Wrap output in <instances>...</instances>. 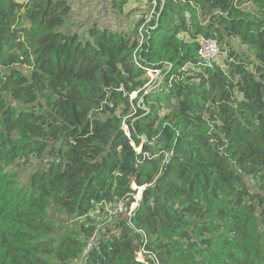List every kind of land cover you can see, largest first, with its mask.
<instances>
[{
    "label": "trees",
    "instance_id": "trees-1",
    "mask_svg": "<svg viewBox=\"0 0 264 264\" xmlns=\"http://www.w3.org/2000/svg\"><path fill=\"white\" fill-rule=\"evenodd\" d=\"M70 12L0 0V264H264V0H156L130 34H69ZM131 182L139 206L98 239L92 213Z\"/></svg>",
    "mask_w": 264,
    "mask_h": 264
},
{
    "label": "rangeland",
    "instance_id": "rangeland-1",
    "mask_svg": "<svg viewBox=\"0 0 264 264\" xmlns=\"http://www.w3.org/2000/svg\"><path fill=\"white\" fill-rule=\"evenodd\" d=\"M68 2L71 12L65 21L64 30L69 34L77 33L79 35H83L87 28L95 25L102 29L122 31L130 34L133 32L137 22L141 19V16L146 15V19H148L150 16L149 13L151 12V6L153 8V3H149L147 0H132L128 2L121 11L113 7L114 0H68ZM233 47L236 51L243 50L237 44H234ZM148 77L147 88L148 91L151 92L159 87L162 78L158 74L151 73H149ZM133 99L134 95L130 97V101ZM9 101L8 97L4 99V102ZM10 104H12V102ZM122 110L123 109L117 110L118 116H120ZM132 113L133 107L130 106L129 112L125 118L128 119L131 117ZM122 128L125 134L128 135L126 124H124ZM142 142H145V140H142ZM137 152L140 153L141 148L137 149ZM146 155H148V153L144 154V156ZM36 162L37 161L31 159L30 165L12 167L10 169L18 171L20 175L18 180L25 183L30 172L38 166ZM152 184L153 183L150 185ZM127 188L131 190L132 194H129L128 199H126L124 203H119L116 208H110L108 205H103L101 209L100 206H98L96 211L92 213V216L97 222L95 237L98 239L105 231L104 226L115 225L120 221L130 219L135 209L139 206L141 195L145 188H138L132 182L128 183ZM131 200L133 203H130ZM51 216L63 234L78 230L76 224L82 221V219H66L56 211H51Z\"/></svg>",
    "mask_w": 264,
    "mask_h": 264
},
{
    "label": "built area",
    "instance_id": "built-area-1",
    "mask_svg": "<svg viewBox=\"0 0 264 264\" xmlns=\"http://www.w3.org/2000/svg\"><path fill=\"white\" fill-rule=\"evenodd\" d=\"M155 2L156 0L152 1L154 6ZM198 45V59L203 64V66L209 70L213 69L215 66H222V64H224L223 62L228 58L227 50L220 49V46L214 39L201 38L198 42ZM137 256L138 260L140 261L147 259L153 261L152 257L147 252L143 251V249L138 251Z\"/></svg>",
    "mask_w": 264,
    "mask_h": 264
}]
</instances>
